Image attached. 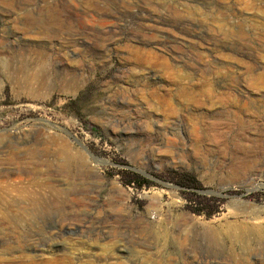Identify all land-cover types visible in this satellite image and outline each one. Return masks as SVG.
I'll return each mask as SVG.
<instances>
[{
  "label": "rangeland",
  "instance_id": "rangeland-1",
  "mask_svg": "<svg viewBox=\"0 0 264 264\" xmlns=\"http://www.w3.org/2000/svg\"><path fill=\"white\" fill-rule=\"evenodd\" d=\"M80 163L90 201L66 209L98 235L64 234L74 264H230L206 225L264 241V0H0V176Z\"/></svg>",
  "mask_w": 264,
  "mask_h": 264
},
{
  "label": "bare ground",
  "instance_id": "bare-ground-1",
  "mask_svg": "<svg viewBox=\"0 0 264 264\" xmlns=\"http://www.w3.org/2000/svg\"><path fill=\"white\" fill-rule=\"evenodd\" d=\"M79 166L80 168H77L76 172L77 177L66 178L63 183L49 178L37 180L38 177L36 180L32 179V181H28L29 183H24L25 181L17 176H0V264H74L73 257L70 255L86 246L87 242H77L71 238L61 240L64 234H79L85 238L89 235H98V229L92 225V222L84 220L85 212L82 213L74 208L75 214L76 212L80 213L76 214L75 219L68 217L72 211H67L70 207V205L67 207V203L73 202L79 206V203L85 204V201L87 203L89 200L87 192L84 191L87 189V179L82 177L85 166L81 163ZM26 184L44 187L46 190L43 192L34 189L28 190ZM158 209L157 206L154 211ZM55 210H59L62 214L60 215L64 216L58 220L60 229L56 232L45 231L44 225L48 221L47 218H50V214ZM78 218L82 222L74 223ZM177 219L182 221L181 225L183 226L188 224L187 221L196 224L194 218L185 214L179 215ZM62 228L63 230H61ZM204 233L207 238L205 252L211 258L224 259L230 264H264V241L260 242L249 238L256 233L255 227H242L236 232L233 226H228L225 232L218 225H206ZM222 234L230 239L232 245L230 254L226 253L220 242ZM154 236L157 235L154 234ZM57 239H60L62 245L60 250L54 249ZM156 239L160 242L165 241V236L162 235ZM176 240L182 245L187 240L186 235L179 234ZM113 247L114 245L109 250L111 251ZM58 251L60 254H56L55 258H50V255H54ZM86 259L89 264L109 261V258L107 260ZM77 260H85V257H78ZM156 264L160 263L156 262Z\"/></svg>",
  "mask_w": 264,
  "mask_h": 264
},
{
  "label": "trees",
  "instance_id": "trees-1",
  "mask_svg": "<svg viewBox=\"0 0 264 264\" xmlns=\"http://www.w3.org/2000/svg\"><path fill=\"white\" fill-rule=\"evenodd\" d=\"M140 186H142V185H140Z\"/></svg>",
  "mask_w": 264,
  "mask_h": 264
}]
</instances>
